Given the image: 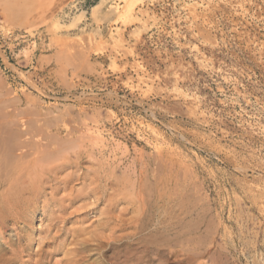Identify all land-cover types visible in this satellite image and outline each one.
<instances>
[{
    "label": "rangeland",
    "instance_id": "rangeland-1",
    "mask_svg": "<svg viewBox=\"0 0 264 264\" xmlns=\"http://www.w3.org/2000/svg\"><path fill=\"white\" fill-rule=\"evenodd\" d=\"M0 84L15 172L74 212L14 264H264V0H0Z\"/></svg>",
    "mask_w": 264,
    "mask_h": 264
},
{
    "label": "bare ground",
    "instance_id": "bare-ground-1",
    "mask_svg": "<svg viewBox=\"0 0 264 264\" xmlns=\"http://www.w3.org/2000/svg\"><path fill=\"white\" fill-rule=\"evenodd\" d=\"M6 61V60H5ZM7 84V83H6ZM1 85V84H0ZM4 87V86H3ZM2 88V87H1ZM5 90V89H4ZM7 93V92H6ZM76 96V95H75ZM54 97V96H53ZM102 99V98H101ZM4 100V99H3ZM9 100V99H6ZM103 100V99H102ZM28 101H30L28 99ZM107 101V100H106ZM112 101V100H111ZM11 102V101H10ZM113 102V101H112ZM111 102V103H112ZM16 103V102H15ZM26 104V102H25ZM6 105H8V103H6ZM28 105V104H27ZM10 106V104H9ZM30 106V104H29ZM2 107V106H1ZM4 107V105H3ZM16 107V106H15ZM31 107H33L31 105ZM17 108V107H16ZM17 111V110H16ZM19 112H21V110L18 109ZM33 110H30V112ZM1 112V111H0ZM29 112V114H30ZM34 113V112H33ZM18 113H12L10 114L9 112H4L1 115V119H0V264H14V260L17 259H21V255H18V252L15 251L14 247H13V241L12 235L7 234L8 232L13 233V235L17 238L16 240L19 241L21 239H25L27 236V243L26 246L28 247V245L30 244L31 241V234H29L30 232L33 233V220L35 219V216L37 213H39L38 216L39 220H40V225H42V223L44 221H52V220H56L59 222H65V221H71L70 218L74 215V212L69 211V207H71V202L68 203V205L65 204H57V202H55L54 199H51L52 197L55 196V194H57V191H55L54 189H51L49 191V193L42 187L40 186L41 181V177H43L44 174H41L39 171L36 172L32 171V170H27V172L25 173H17L15 172V155H13V150L15 148V144L16 140L19 136L18 134H23L24 130H14L13 129V124L15 123V119L14 117L17 116ZM26 114V113H25ZM19 115V114H18ZM35 114H33L34 116ZM49 115V114H48ZM68 115V113H67ZM112 116V115H111ZM28 117V115H27ZM29 118V117H28ZM61 118V117H60ZM36 119V118H34ZM29 120V119H28ZM44 120V119H43ZM42 122V121H41ZM96 122V121H95ZM29 124V123H28ZM86 125V124H85ZM29 126V125H28ZM32 126V124H31ZM30 126V128L32 129V127ZM87 127V126H86ZM43 128V127H42ZM34 129V127H33ZM81 129V128H80ZM87 129V128H86ZM28 130V129H26ZM83 130V129H82ZM33 131V130H32ZM27 133V132H26ZM29 133V132H28ZM76 133V132H75ZM88 133V132H87ZM85 133V131L82 134H87ZM30 134V133H29ZM34 134V133H33ZM41 134V133H40ZM43 134V132H42ZM41 134V135H42ZM52 134V132H51ZM91 134V133H90ZM93 134V133H92ZM39 135V134H38ZM79 135V134H78ZM18 136V137H17ZM33 136V135H31ZM81 136V135H79ZM89 136V135H88ZM17 137V138H16ZM35 137V136H33ZM48 137V136H47ZM96 137V136H95ZM91 138V137H90ZM89 138V140H90ZM29 139V137L27 138ZM43 139V138H42ZM79 139V138H78ZM71 140V139H70ZM69 140V141H70ZM88 140V139H87ZM92 140V139H91ZM94 140V139H93ZM19 141V140H17ZM28 141V140H27ZM30 141V140H29ZM54 141V140H53ZM68 141V142H69ZM56 142V141H55ZM73 142V141H72ZM75 142V141H74ZM41 143V142H40ZM62 143V142H61ZM60 143V144H61ZM71 143V141H70ZM76 143V142H75ZM74 143V144H75ZM22 144V143H20ZM28 144V143H27ZM35 143L33 142L32 145ZM78 144V143H76ZM81 144V143H80ZM18 145V144H17ZM30 145V146H32ZM49 145V144H48ZM45 147L49 148V146ZM62 145V144H61ZM64 145V144H63ZM21 146V145H20ZM19 146V147H20ZM58 146V145H57ZM60 146V145H59ZM33 147V146H32ZM36 147V146H35ZM34 147V148H35ZM66 147V146H65ZM17 148V147H16ZM32 148V149H34ZM44 148V150H40V147L36 149V153L37 156L33 159H29L27 160V169L28 167L31 166H36L37 162H40L41 160H45L46 159V153L47 150L49 151V149ZM75 148V147H74ZM69 149H72V147L70 146ZM29 150V149H28ZM52 150V149H51ZM65 148L63 149V151H61V153L63 154L65 152ZM68 150V149H67ZM34 151V150H33ZM32 151V152H33ZM53 151V150H52ZM56 151V150H55ZM58 151V150H57ZM51 152V151H49ZM29 153V152H28ZM52 153V152H51ZM60 153V154H61ZM30 154V153H29ZM35 154V153H34ZM57 154V153H56ZM55 154V155H56ZM61 154V155H62ZM18 155V154H17ZM25 156V155H24ZM24 156L22 158H24ZM30 156H32L30 154ZM17 157V156H16ZM21 157V156H20ZM26 157V156H25ZM29 157V155H28ZM27 157V158H28ZM59 157V155H58ZM77 157V156H76ZM48 158V157H47ZM51 158V157H49ZM57 158V157H56ZM157 158V157H156ZM18 159V158H17ZM55 159V157H54ZM58 159V158H57ZM79 159V158H78ZM53 160V159H50ZM48 161V160H47ZM87 161V160H86ZM182 161V160H181ZM58 162V161H57ZM61 162V160H60ZM157 162V161H156ZM164 162V161H163ZM166 162V160H165ZM54 163V161H53ZM56 163V161H55ZM159 163V162H158ZM22 164V163H21ZM43 164V163H42ZM102 164V163H101ZM168 164V162H167ZM179 164V163H178ZM41 165V164H40ZM45 165V164H44ZM52 165V164H51ZM43 166V165H42ZM47 166V163L46 165ZM49 166V165H48ZM65 166V165H64ZM160 166V165H159ZM25 167V166H24ZM57 167V165H56ZM68 167V166H67ZM162 167V166H161ZM167 167V165H166ZM20 168V167H19ZM33 168V167H32ZM55 168V167H53ZM134 168V167H133ZM31 169V168H30ZM49 169V168H48ZM69 169V168H68ZM124 169V168H123ZM129 169V168H128ZM157 169V168H156ZM167 169V168H166ZM159 170V169H158ZM185 170V169H184ZM24 171V170H23ZM52 171V170H51ZM66 171V170H64ZM68 171V170H67ZM91 171V170H90ZM194 171V170H193ZM157 171H155L156 173ZM166 172V171H164ZM163 172V173H164ZM159 173V172H158ZM63 174V173H62ZM191 174V173H190ZM194 174V173H192ZM54 175V174H53ZM166 175V173L164 174ZM65 176V174H64ZM168 176V175H167ZM175 176V175H174ZM182 176V175H179ZM61 178V177H60ZM96 178V177H95ZM130 178V176H129ZM128 178V179H129ZM145 178V177H144ZM160 178V177H159ZM187 178V177H186ZM82 179V178H81ZM121 179V178H120ZM157 179V178H156ZM179 179V178H178ZM185 179V178H184ZM183 179V180H184ZM48 180L47 178H45V181L43 179V181L45 183H47ZM97 180V179H96ZM115 180V179H114ZM113 180V181H114ZM125 180V179H124ZM130 180V179H129ZM195 180V179H194ZM49 181V180H48ZM117 181V180H116ZM143 181V180H142ZM182 181V180H181ZM43 182V184H44ZM95 182V180H94ZM134 182V181H133ZM165 182V181H162ZM174 182V181H173ZM66 183V182H65ZM135 184V183H134ZM133 184V185H134ZM142 184V183H141ZM55 185V183H54ZM144 185V184H143ZM166 185V184H165ZM85 186V185H84ZM92 186V185H91ZM131 186V185H130ZM162 186V184H161ZM155 187H157L155 185ZM154 187V188H155ZM165 187V186H164ZM201 187V186H200ZM93 188V186H92ZM169 188V187H168ZM195 188V186H194ZM81 189V188H80ZM87 188L78 191L80 193V195L83 196H89L91 193L89 191L86 190ZM166 189V188H165ZM173 189V188H172ZM93 190V189H92ZM140 190V189H139ZM154 190V189H153ZM171 190V189H170ZM198 190V188H197ZM97 191V190H95ZM143 191V190H141ZM150 191V190H149ZM190 191V190H189ZM177 192V191H176ZM140 193V192H138ZM150 193V192H149ZM182 193V192H181ZM185 193V192H184ZM48 194L50 195L49 197ZM157 194V193H156ZM93 195V193H92ZM149 195V194H148ZM183 195V194H182ZM71 196H78V194H74V191H70L67 194V198L66 199H70ZM156 196V195H155ZM154 196V197H155ZM159 196V195H158ZM168 196V195H167ZM143 197V196H142ZM149 197V196H148ZM185 197V194H184ZM73 198V197H72ZM127 198V197H126ZM137 198V197H136ZM135 198V199H136ZM176 198V197H174ZM186 198V197H185ZM131 199V198H130ZM138 199V198H137ZM151 199V198H150ZM190 199V198H189ZM192 199V198H191ZM140 200V199H139ZM178 200V198H177ZM185 200V199H184ZM62 201V200H61ZM83 201V199H82ZM90 201V200H89ZM182 201V200H181ZM242 201V200H241ZM240 201V202H241ZM38 202V203H37ZM79 202V201H78ZM87 202V201H86ZM179 202V201H178ZM183 202V201H182ZM197 202V201H196ZM84 202H82L83 204ZM160 203V202H159ZM206 203V202H205ZM208 203V202H207ZM80 204V203H79ZM153 204V202H152ZM176 204V203H175ZM183 204V203H182ZM202 204V203H201ZM238 204V203H237ZM178 205V204H177ZM193 205V204H192ZM209 205V204H208ZM78 205H76L75 207H77ZM125 206V205H124ZM144 206V205H143ZM183 206V205H182ZM245 206V205H244ZM74 207V206H73ZM72 207V208H73ZM167 207V206H166ZM165 207V209H166ZM184 207V206H183ZM182 207V208H183ZM205 207V206H204ZM85 208V207H83ZM132 208V207H131ZM130 208V209H131ZM141 208V207H140ZM150 208V207H149ZM195 208V207H194ZM78 209V208H77ZM208 209V208H207ZM79 210V209H78ZM180 210V209H179ZM188 210V209H187ZM209 210V209H208ZM75 211V210H74ZM192 211V210H191ZM204 211V210H203ZM230 211V210H228ZM104 212V211H103ZM199 212V211H198ZM197 212V213H198ZM238 212V211H237ZM247 213V212H246ZM250 213V212H249ZM135 214V213H134ZM166 214V213H165ZM213 214V213H211ZM85 215V214H84ZM127 215V214H125ZM187 215V214H186ZM236 215V214H235ZM82 216V215H81ZM210 216V215H209ZM207 216V217H209ZM91 217V216H90ZM133 217V216H132ZM174 217V216H173ZM204 217V216H203ZM82 218V217H81ZM129 218V217H128ZM135 218V217H134ZM202 218V217H201ZM253 218V217H252ZM169 219V218H168ZM256 219V218H255ZM18 220H21L18 221ZM164 220V219H163ZM210 220V219H209ZM218 220V218H217ZM239 220V219H238ZM187 221V220H186ZM189 221V220H188ZM199 221V220H198ZM203 221V219H202ZM201 221V222H202ZM251 221V220H250ZM138 222V221H137ZM174 222V221H173ZM192 222V221H191ZM218 222V221H217ZM256 222V221H255ZM213 223V222H212ZM21 224V225H19ZM75 224V223H73ZM190 224V223H189ZM202 224V223H200ZM210 224V223H209ZM89 225V224H88ZM138 225V224H137ZM50 226V225H48ZM47 226V228H48ZM52 226V225H51ZM84 226V225H83ZM94 226V224H93ZM196 226V225H195ZM259 227V226H258ZM24 228H27V230L25 231ZM91 228V227H90ZM95 228V227H94ZM74 229V228H73ZM76 229V228H75ZM194 229V228H193ZM250 229V227H249ZM10 230V231H8ZM85 230V229H84ZM93 230V229H92ZM139 230V229H138ZM90 229H87L86 231H84V233H88L90 232ZM121 231V230H120ZM194 231V230H193ZM20 232H22L23 235L20 234ZM137 232V231H136ZM185 232V230H184ZM188 232V231H187ZM214 232V231H213ZM72 233V232H71ZM140 233V232H139ZM155 233V232H154ZM249 233V232H248ZM258 233V232H257ZM263 233V232H262ZM52 234V233H51ZM76 234V233H75ZM101 234V233H100ZM156 234V233H155ZM177 234V233H176ZM208 234V233H207ZM212 234V233H211ZM261 234V233H260ZM7 235H9L7 237ZM27 235V236H26ZM39 233H38V238H36V242H37V248L40 246V244L43 243V241H47L48 240V236L46 237V239L43 237H39ZM143 235V234H142ZM200 235V234H199ZM198 235V236H199ZM203 235V234H202ZM109 236V235H108ZM122 236V235H121ZM120 236V237H121ZM176 236V235H175ZM193 236V235H192ZM258 236V235H257ZM78 237V236H77ZM125 237V236H124ZM189 237V236H188ZM80 238V237H78ZM102 238V237H101ZM99 238V239H101ZM108 238V237H107ZM198 238V237H197ZM205 238V237H204ZM209 239V237H206ZM104 239V238H103ZM109 239V238H108ZM256 239V238H255ZM202 240V239H201ZM200 240V241H201ZM16 241V242H17ZM168 241V240H167ZM171 241V240H170ZM169 241V242H170ZM181 241V240H180ZM233 241V240H232ZM161 242V241H160ZM195 242V241H194ZM166 243V242H165ZM200 243V242H199ZM46 244V243H45ZM194 244V243H193ZM78 246V244H76ZM185 245V244H184ZM254 245V244H253ZM22 246H25V244H23ZM48 246V245H47ZM46 246V247H47ZM130 246V245H129ZM19 248L21 246H18ZM199 247V245H198ZM68 248V247H67ZM134 248V247H133ZM18 249V248H17ZM28 249V248H27ZM48 249V248H47ZM66 249V247H65ZM186 249V248H185ZM184 249V250H185ZM189 249V248H188ZM191 249V247H190ZM256 249V248H255ZM20 250V249H19ZM31 250V249H30ZM41 249L35 250V255H40ZM45 250V249H44ZM50 250V249H49ZM60 250V249H59ZM132 250V249H131ZM148 248L146 246L142 247V251L140 253V260L142 262H145L146 264H151L153 263L154 259L147 253ZM27 251V250H26ZM130 251V250H129ZM136 251V250H135ZM181 251V250H180ZM225 251V250H224ZM34 252V251H33ZM28 253V252H26ZM76 253V252H75ZM139 253V252H138ZM197 253V251H196ZM21 254V253H20ZM192 254V252H191ZM131 255V254H130ZM220 255V254H219ZM80 256V255H79ZM78 256V257H79ZM82 256V255H81ZM80 256V257H81ZM115 256V255H114ZM186 256V255H185ZM211 256V255H210ZM37 257V256H36ZM190 257V256H189ZM228 257V256H226ZM116 258V257H115ZM120 258V257H119ZM215 258V257H214ZM31 260V258H30ZM29 260V261H30ZM33 260V259H32ZM188 260V259H187ZM234 260V259H233ZM21 261V260H20ZM27 261V262H29ZM58 261V259H57ZM132 261V260H131ZM179 261V260H178ZM190 262V261H189ZM26 261H22V264H25ZM32 263V262H31ZM40 260H34V264H39ZM87 263V262H86ZM91 263V262H90ZM235 263V262H234ZM262 263V262H261ZM28 264V263H27ZM180 264V263H179Z\"/></svg>",
    "mask_w": 264,
    "mask_h": 264
}]
</instances>
